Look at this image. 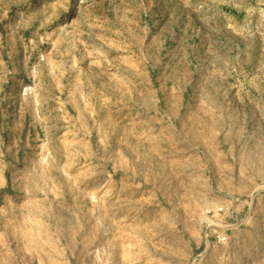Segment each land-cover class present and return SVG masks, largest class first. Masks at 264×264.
<instances>
[{"label":"rangeland","instance_id":"rangeland-1","mask_svg":"<svg viewBox=\"0 0 264 264\" xmlns=\"http://www.w3.org/2000/svg\"><path fill=\"white\" fill-rule=\"evenodd\" d=\"M199 263L264 264V0H0V264Z\"/></svg>","mask_w":264,"mask_h":264},{"label":"built area","instance_id":"built-area-1","mask_svg":"<svg viewBox=\"0 0 264 264\" xmlns=\"http://www.w3.org/2000/svg\"><path fill=\"white\" fill-rule=\"evenodd\" d=\"M212 213H214V214L216 213V215H212ZM207 215L211 216V217L217 216V218L220 217V219H219V223L220 224H218V225L221 228L225 227V218H226L227 215H226V209L223 206H221L219 208H214L213 210L209 209L207 211ZM214 238L220 244H224L227 241V236L222 231H220V232L216 231L215 234H214ZM199 264H201V263H199Z\"/></svg>","mask_w":264,"mask_h":264}]
</instances>
